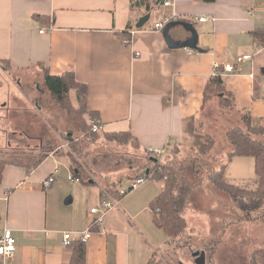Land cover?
Returning <instances> with one entry per match:
<instances>
[{
    "label": "crops",
    "instance_id": "obj_1",
    "mask_svg": "<svg viewBox=\"0 0 264 264\" xmlns=\"http://www.w3.org/2000/svg\"><path fill=\"white\" fill-rule=\"evenodd\" d=\"M155 13L159 17L151 23ZM146 15L149 21L137 28ZM174 15L197 31L195 50L168 45L165 21ZM258 29H264V0H174L167 8L149 0H0V61H8L14 71L34 67L44 73L38 66L43 65L52 76L74 73L87 86L88 109L97 113L101 136L131 134L137 140L133 147L145 154L150 148L181 153L206 144L205 113L217 96L215 88H207L217 65L233 109L249 117L253 128L264 126V47L253 36ZM130 30L133 42L125 46L122 34ZM171 33L177 41L192 36L181 26ZM243 56L251 60L233 74L224 73L225 65ZM0 85V107L8 115L10 100ZM71 98L76 103L75 92ZM1 111L0 122L7 118ZM64 159L51 154L44 161L6 160L0 235L12 230L17 248L13 258L0 257V264H70L73 252L63 244L64 234L84 233L99 219L90 211L101 204L102 187L71 182L73 172ZM235 161L227 164L225 175ZM57 166L54 184L45 189L43 182ZM101 174L102 185H116L117 206L86 243L87 264H152L155 248L169 242L155 227L151 209L166 183L148 180L120 196L135 177ZM143 242L148 254L142 252Z\"/></svg>",
    "mask_w": 264,
    "mask_h": 264
},
{
    "label": "rangeland",
    "instance_id": "obj_2",
    "mask_svg": "<svg viewBox=\"0 0 264 264\" xmlns=\"http://www.w3.org/2000/svg\"><path fill=\"white\" fill-rule=\"evenodd\" d=\"M149 1L152 5L155 2ZM157 17L158 14H153L151 23ZM0 69L3 71L0 70V82L9 97L5 100H10L8 115L7 110L0 107V111L3 109L1 114L7 117L0 122V138L4 131L2 161L27 162L30 159L33 162L45 154H63L60 158H65L63 162L68 161L71 167L72 157L82 167L80 171L83 179L102 187V192L112 198L116 185L115 188L102 185L98 180L103 176L101 173L117 175L118 179L128 176L138 179L142 177H138L142 171L153 168L142 149L136 150L133 145L122 144V138L117 139L113 135L100 136L94 142L83 141L84 136L81 135L77 141L82 144L83 153H75L64 140L66 134L75 130L63 106L44 90L43 73L34 70V67L7 72L0 65ZM73 104L76 107L78 105L77 102ZM205 118V126L202 128L206 135L204 152L200 147L174 156V151L170 149L171 159L168 164L175 167L178 175L177 194L180 196L186 193L181 214L186 220L187 229L178 238L167 237L169 242L155 248L157 255L152 264H194L192 253L196 251L206 252L207 264H264L261 256L254 258L264 250V206L254 212H244L211 181L212 175L223 168L232 150L228 133L244 128L245 117L238 114L232 105L224 108L216 96L208 105ZM255 138H261L264 142V132ZM209 140L214 142L212 148ZM235 159L225 179L240 188L254 191L258 182L254 159ZM165 178L168 180V177ZM142 245L143 254H148L149 248L144 246V242Z\"/></svg>",
    "mask_w": 264,
    "mask_h": 264
},
{
    "label": "trees",
    "instance_id": "obj_3",
    "mask_svg": "<svg viewBox=\"0 0 264 264\" xmlns=\"http://www.w3.org/2000/svg\"><path fill=\"white\" fill-rule=\"evenodd\" d=\"M204 2H214L215 0H203ZM159 2V4H158ZM165 0H155L156 7L163 6ZM150 12V6L147 7ZM36 20L42 22V17H36ZM122 38L129 36V31L122 34ZM121 35V36H122ZM255 40L260 47H264V29H258L253 34ZM0 65L6 69L7 72L11 71V65L8 61H0ZM43 70L44 90L49 95L59 102L64 110L67 112L68 121L75 131L66 134L64 140L69 143L71 149L75 153L82 154V144L77 141V137L84 136L83 141H97L101 136L99 132H93V126L100 124L97 117V113H92L88 109V89L87 86L78 82L74 73L67 72L61 76H52L49 71L45 69L43 65H38ZM216 89V94L219 96V100L222 106L230 107V98L226 95L225 87L221 77H213L209 82L207 92L211 89ZM72 92L76 94L77 107L73 104L71 98ZM208 96V95H207ZM233 108V105H232ZM91 117V118H90ZM93 119L92 121H88ZM244 128H237L228 133V142L232 148L226 159V164L220 170L219 173L212 175L211 181L218 190L227 194L233 202L244 212H254L261 209L264 206V142L260 138L264 132V126L258 129L252 127V121L249 117L244 118ZM100 127L102 125L100 124ZM111 135H108L110 137ZM117 139H121V143L126 145H136L137 140L133 138L131 134H118L113 135ZM211 140V148L213 146ZM206 147L200 148L202 152ZM174 156H177L179 151L174 148ZM51 154L42 155L39 160L44 161ZM63 154H58L60 156ZM146 156L150 160V166L153 168L142 171L140 176H146L148 180L164 181L165 177H168L164 192L151 204V209L154 213L153 222L155 226L160 229L169 238H178L180 233L187 229V223L181 214V208L186 200V193L178 196L177 180L178 175L175 173V167L168 164L170 157L154 158L146 152ZM236 157H252L255 160V172L258 178L257 187L254 191H248L234 185L225 179V169L227 164L230 163ZM73 165L71 166L74 176L80 178L81 182L90 184L92 181H85L81 174V166L72 157ZM7 162L0 160V187L3 181L4 169ZM161 171V172H160ZM148 172V174H147ZM97 228L92 227L91 231L94 232ZM73 252L72 261L70 264H87V246L81 241H75L69 245ZM194 253V252H193ZM192 253V254H193ZM257 256H261L264 260V250L260 251Z\"/></svg>",
    "mask_w": 264,
    "mask_h": 264
},
{
    "label": "built area",
    "instance_id": "obj_4",
    "mask_svg": "<svg viewBox=\"0 0 264 264\" xmlns=\"http://www.w3.org/2000/svg\"><path fill=\"white\" fill-rule=\"evenodd\" d=\"M174 0H165L163 6L164 7H171L173 6ZM252 16V12L249 13ZM176 15H174L171 19H167L165 21V24L170 23L172 21H175ZM206 19H200V22H205ZM164 27V24H157L156 28L161 29ZM43 33V32H42ZM135 34V31L130 30L129 31V36L127 38L123 39V44L125 46H131L133 42V36ZM192 51H189V53ZM138 56L140 55L139 53L137 54ZM251 60V56H243L239 57L236 61V64H227L224 66V73L225 74H233L236 70V67L240 65L241 63ZM217 69L215 71V74L213 77H221L223 74L220 71L219 65L216 66ZM101 129L100 124H95L93 126V132H99ZM149 154L153 156L154 158H164V157H169L171 156V151L170 148H163V149H156V148H150L149 149ZM60 171V166H57L54 170V172L43 182V187L45 189H50L52 185L54 184L58 174ZM71 182H80V179L76 176L70 175L69 177ZM167 178H165V181ZM148 181V178L146 176H142L138 179H134L130 185L129 188L126 190H123L120 192L121 195H126L130 192H133L137 189H139L141 186L146 184ZM117 206L116 201L107 195V193H103V199L101 200V204L98 207H94L91 209L90 213L93 215L99 216V219L95 220L94 222L91 223L89 226V229L84 232V233H78L76 236L73 235V233H65L63 236V244L68 247L71 245V243L75 241H81L82 243H87L89 239L91 238L93 232L91 231V228L97 227L99 223H103V219L107 216L109 211H111L114 207ZM17 248V240L15 236L13 235L12 230L10 229H5L3 234L0 235V257L4 259H11L15 255Z\"/></svg>",
    "mask_w": 264,
    "mask_h": 264
},
{
    "label": "water",
    "instance_id": "obj_5",
    "mask_svg": "<svg viewBox=\"0 0 264 264\" xmlns=\"http://www.w3.org/2000/svg\"><path fill=\"white\" fill-rule=\"evenodd\" d=\"M159 4V2H158ZM150 19V15H146L142 17L139 22L137 23V28H142ZM182 27L186 32L191 33V38L185 41H177L174 39L171 31L175 29L176 27ZM164 35L166 37V40L168 42V45L173 48H187V49H193L195 50L197 48V42H198V34L197 31L188 23L186 22H170L167 23L164 27ZM148 174V172H147ZM68 202V201H67ZM194 264H207V255L205 251H196L192 254Z\"/></svg>",
    "mask_w": 264,
    "mask_h": 264
}]
</instances>
